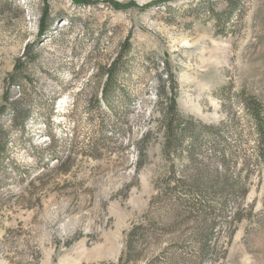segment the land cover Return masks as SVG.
I'll return each mask as SVG.
<instances>
[{
    "label": "rangeland",
    "instance_id": "1",
    "mask_svg": "<svg viewBox=\"0 0 264 264\" xmlns=\"http://www.w3.org/2000/svg\"><path fill=\"white\" fill-rule=\"evenodd\" d=\"M114 1L131 5L0 0V108L8 92L26 111L17 124L9 106L0 111L13 143L0 164V264H264V161L252 158L254 127L239 103L242 92L264 105V0H239L230 18L226 0ZM44 5L59 14L40 35ZM127 39L121 83L135 101L114 109L130 131L108 138L96 98ZM163 61L184 115L237 123L225 162L207 147L194 161L161 152ZM174 178L203 193L167 194ZM225 181L239 191L210 192Z\"/></svg>",
    "mask_w": 264,
    "mask_h": 264
},
{
    "label": "trees",
    "instance_id": "2",
    "mask_svg": "<svg viewBox=\"0 0 264 264\" xmlns=\"http://www.w3.org/2000/svg\"><path fill=\"white\" fill-rule=\"evenodd\" d=\"M75 1H84L85 3L89 2V0ZM169 1L171 0H156L154 3L166 4ZM226 1L227 15L230 18L232 14L235 13L236 9H238L237 3L239 0ZM108 2L115 10H125L127 6L131 5L128 3H118L114 0H108ZM151 5L153 4H150V6ZM44 6L45 7L43 8L42 14L37 19L38 33H40V35L47 34L51 31L53 25V20H51V17L53 15L59 14L53 12L52 10L50 11L48 5ZM148 6L149 5H147V7ZM168 6L169 5H167V7ZM206 11L217 17V14L214 13L212 7H209ZM28 49L29 48L26 50V55L28 53ZM130 50L131 49L129 48L127 39V41L121 44L120 51L114 60H112L111 65L105 68L101 74L104 80H102L103 84L101 85V96L96 98V105L98 108L104 109L108 116L111 117V125L108 127L110 129L106 128V130H109L108 132L110 136L108 135V138H113L115 135L124 136L130 131L128 128H124V125L126 124L125 118H122L121 115H118L116 109H114V104L116 103L124 106L126 109H129V107H131L135 101V97L132 96L131 92L126 90V88H124L122 85L123 83H121L125 71L122 59L130 53ZM163 66L165 67L166 79H162L160 88L163 96H165V103L160 107L159 129L163 138V141L161 142V152L167 159H170L171 161H173V158L182 157L183 154H186L188 160L194 161L195 158L203 153L202 150L207 147L210 153L209 157L215 158L217 161H221L222 163L225 162V149L229 150L232 148L231 142L237 139L240 135L237 123L232 125H229V123H221L220 126H214L206 122H201L191 115H184L180 111L179 107H177L176 77L169 73L167 62L163 61ZM124 79L126 83L129 82L128 78ZM17 80H19V77L16 75H12L10 78L11 82H15ZM239 96V103L246 111L245 118L251 122L252 126L254 127L253 135L255 136L256 144L252 149L254 152L252 158L255 162L264 161V105H262L255 95H249L245 97L241 92V95L239 94ZM2 97L7 104L2 106L0 111H2L3 108L9 106V109L12 112L11 119L13 123L17 124L19 121H22V119L25 117L24 115L26 111L21 109L19 102H10L8 92L3 94ZM124 113H127L126 110ZM112 119H114L115 122ZM104 128L105 126H103L102 130L100 129L98 131L99 134L97 138L96 136L92 138L90 147H92L91 149H93L94 152L100 147L98 138L101 137L102 139L103 137H107ZM47 129L51 128L48 126ZM147 135L148 132L142 134L140 141L136 144L138 145L139 143L143 142ZM49 136L51 137V135ZM6 137L5 129L2 124H0V164L5 159L4 157H6L5 155L7 154L9 148L13 146V143H11ZM205 141H207V144H204ZM137 147V153L139 156H141V159L136 162V167L139 168L142 162V157H144L145 154L143 147H140V145ZM54 154L55 152H51L48 156L55 158L56 156ZM171 168L172 173L170 175L174 176L175 168L173 166ZM170 181L172 182L168 183V181L166 185L162 186L163 191L167 194L175 196L179 195L181 198L183 196L188 197L192 194L203 193V190L200 187L202 185L199 183H186L181 178H174ZM226 190H230L232 194H235L237 191H239V187H235L234 185L226 183L225 181L222 186L210 189V192L221 195Z\"/></svg>",
    "mask_w": 264,
    "mask_h": 264
}]
</instances>
